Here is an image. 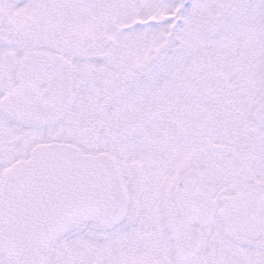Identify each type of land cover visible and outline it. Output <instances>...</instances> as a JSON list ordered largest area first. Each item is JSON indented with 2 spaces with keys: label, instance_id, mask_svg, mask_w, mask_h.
Instances as JSON below:
<instances>
[{
  "label": "snow or ice",
  "instance_id": "obj_1",
  "mask_svg": "<svg viewBox=\"0 0 264 264\" xmlns=\"http://www.w3.org/2000/svg\"><path fill=\"white\" fill-rule=\"evenodd\" d=\"M0 264H264V0H0Z\"/></svg>",
  "mask_w": 264,
  "mask_h": 264
}]
</instances>
